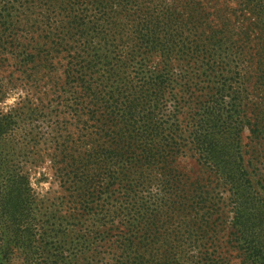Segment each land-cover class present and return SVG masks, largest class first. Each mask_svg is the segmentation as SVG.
<instances>
[{
  "label": "trees",
  "instance_id": "16d2710c",
  "mask_svg": "<svg viewBox=\"0 0 264 264\" xmlns=\"http://www.w3.org/2000/svg\"><path fill=\"white\" fill-rule=\"evenodd\" d=\"M31 3L52 31H35L43 47L29 64L50 86L52 101L70 109L59 115L64 135L56 148L57 178L75 189L74 202L85 213L102 216L111 231L108 258L101 262L232 264L227 255L237 250L240 264H264V199L232 143L242 139L245 124L257 138V122H244L226 103L232 80L229 27L243 52L252 45L254 52L243 53L244 66L255 68L256 84L264 79L260 4ZM219 16L222 30L215 28ZM4 24L6 34L14 22ZM177 55L185 69L180 72L174 70ZM70 116L78 120L67 130L65 118ZM7 127V117L1 115L0 136ZM193 161L197 170L188 167ZM256 176L264 185L263 169ZM223 183L231 191L233 216L221 209ZM25 184L28 179L14 183L13 202L1 203L7 219L1 222L6 237L0 241V264L16 250L29 264L62 254L58 248L52 251L54 243H45L53 239L52 231L27 217L32 206L23 200ZM182 221L188 226L183 232ZM38 235L44 237L43 249Z\"/></svg>",
  "mask_w": 264,
  "mask_h": 264
},
{
  "label": "rangeland",
  "instance_id": "374dc122",
  "mask_svg": "<svg viewBox=\"0 0 264 264\" xmlns=\"http://www.w3.org/2000/svg\"><path fill=\"white\" fill-rule=\"evenodd\" d=\"M31 1L0 0V36L3 35L4 38L2 41L4 44L0 41V116H6L8 123L7 132L0 136V185H2L0 241L6 237L1 222L7 219L1 203H12L13 196L10 190L14 183L24 184L28 179L29 184L23 185L25 189L23 200L32 206V211L27 213V217L39 223V227L47 232L52 231L50 234L53 239L45 240V243L48 245L54 243L52 251H56L57 248L62 251L60 256H46L39 260V263L100 264L99 262L107 256L112 240L108 233L111 231L103 224L102 216L85 213L81 205L74 202L75 189L69 185L64 186L57 178L59 157L56 148L60 137L64 135L60 130L59 115L60 111L69 113L70 109L68 111L62 108L59 101H52V93L47 92L50 86L39 78L40 74H34L35 66L29 64L31 57L43 47L34 37L35 31H52L51 25L45 24L42 20L40 8L36 4L32 5ZM254 1L260 4L259 25L264 30V0L261 3L260 0ZM5 20H12L14 24L6 34H3ZM222 21L220 16L216 19V30L223 29ZM227 30L233 48L229 51L232 61V80L229 84L231 93L226 103L229 104V109L236 108L239 111L238 117L243 118L244 122H248L250 118L253 123L257 122L258 127L257 138H254L245 124L242 139L235 138L232 143H235V153L241 157L251 175L254 190L264 199V185L259 184L256 176V170L264 171V79L259 82L260 84H256L259 74L254 71L255 68L249 69L244 66V56L247 51H253L250 48L252 45L243 54L239 38L232 34L231 27ZM177 56L174 70L180 72L185 69ZM187 111L188 108L185 107L182 117ZM71 116L70 119L65 118L70 125L67 126V130L73 126V120H78V117L71 119ZM235 120L233 119V122ZM191 165L188 167L198 169L194 161L193 167ZM255 165L258 166L254 167ZM222 186L225 188L220 191L225 194L221 209L233 216L230 211L233 210L229 198L231 191L228 192L229 187L224 183ZM249 194L253 195L250 191ZM187 227L186 221H182L181 232L186 231ZM42 238L44 237L37 236V244L43 249ZM0 245L3 246L1 242ZM237 252L235 250L231 254L229 251L227 256L230 263L240 264V259L236 257ZM25 263L28 262L17 250L2 260V264Z\"/></svg>",
  "mask_w": 264,
  "mask_h": 264
}]
</instances>
